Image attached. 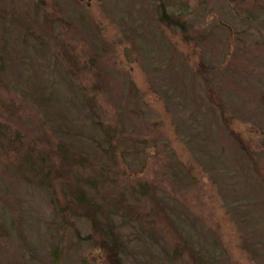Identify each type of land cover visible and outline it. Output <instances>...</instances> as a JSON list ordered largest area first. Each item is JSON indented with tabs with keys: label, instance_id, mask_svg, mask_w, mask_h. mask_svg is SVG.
I'll return each mask as SVG.
<instances>
[{
	"label": "rangeland",
	"instance_id": "374dc122",
	"mask_svg": "<svg viewBox=\"0 0 264 264\" xmlns=\"http://www.w3.org/2000/svg\"><path fill=\"white\" fill-rule=\"evenodd\" d=\"M156 1L167 14L181 7ZM182 2L193 13L187 47L155 0H0V127L58 144L52 119L69 115L67 99L96 92L118 131L122 170L149 188L147 248L158 233L157 243L184 245L195 264H264V0ZM8 154L0 139V264H24L20 228L59 246V264H103L82 240L90 227L65 225Z\"/></svg>",
	"mask_w": 264,
	"mask_h": 264
},
{
	"label": "trees",
	"instance_id": "16d2710c",
	"mask_svg": "<svg viewBox=\"0 0 264 264\" xmlns=\"http://www.w3.org/2000/svg\"><path fill=\"white\" fill-rule=\"evenodd\" d=\"M182 1L181 7L171 14L156 0L155 8L159 10L160 22L173 33L178 31L187 47L192 42L189 35L193 26L188 20L193 13L188 6L183 8ZM219 25L230 35L229 26L222 22ZM95 95L96 92L92 95L85 92L82 97L66 100L69 115L56 114L52 119L54 133L63 140L58 144L49 138L31 141L30 136L18 131L9 134L0 127V139L12 157L7 160L14 174L25 185L46 193L65 225L74 226L75 219L82 227H90L91 232L82 240L102 252L103 264H195L184 245L170 250L157 243L158 233L153 248L148 249L142 240L141 201L146 199L149 188L145 182L134 187L132 179L122 170L124 159L118 152V131L106 124ZM121 177L126 184L120 185ZM194 181L191 180L193 184ZM111 187H119L117 195H109ZM59 193L62 200L56 195ZM45 225L46 222L38 221L37 232ZM0 230L3 231L2 226ZM75 232L80 239V232ZM17 233L27 253L24 264H45L40 251L50 255L52 264L65 260L56 244L45 242L41 246L36 234L24 228Z\"/></svg>",
	"mask_w": 264,
	"mask_h": 264
}]
</instances>
